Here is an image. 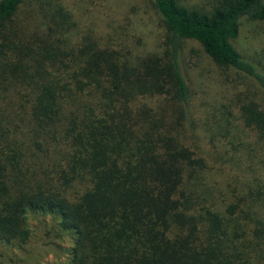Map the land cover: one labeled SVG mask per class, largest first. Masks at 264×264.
Returning <instances> with one entry per match:
<instances>
[{
  "label": "trees",
  "instance_id": "obj_1",
  "mask_svg": "<svg viewBox=\"0 0 264 264\" xmlns=\"http://www.w3.org/2000/svg\"><path fill=\"white\" fill-rule=\"evenodd\" d=\"M24 2L0 0V242L26 240L31 214L71 238L68 264H264V112L237 96L223 134L196 135L180 68L193 41L264 94V52L232 45L264 0H150L165 35L145 54L69 44L51 3L37 33Z\"/></svg>",
  "mask_w": 264,
  "mask_h": 264
},
{
  "label": "rangeland",
  "instance_id": "obj_2",
  "mask_svg": "<svg viewBox=\"0 0 264 264\" xmlns=\"http://www.w3.org/2000/svg\"><path fill=\"white\" fill-rule=\"evenodd\" d=\"M179 2L186 6L207 7L210 0ZM49 4L53 11L56 7L62 8L71 16L69 21L75 23L74 29L69 30L67 35L69 44L88 36L99 45L121 49L125 41L132 37L128 43L135 44L138 41V46L133 52L161 53L163 50L164 30L150 0H25L20 13L31 15L30 22L36 19L32 25L37 28V33L52 25L47 17L34 14L39 10H48ZM232 45L244 58L259 59L264 52V20L242 22ZM180 68L193 93L190 107L192 114L195 116L198 111L200 115L196 135L223 134L224 122L219 121L217 107L233 102L237 96L241 98L242 103L253 102L264 112V94L257 86L243 75L214 66L195 42L183 43ZM195 144L197 145V142ZM217 149H220L218 143ZM204 150L210 151L208 147H204ZM203 153L207 159L208 153ZM219 161L218 158L216 161L210 159L209 163ZM222 166L227 167L223 164ZM27 227V237L22 243L0 242V264L69 263L72 240L58 231L49 217L30 214Z\"/></svg>",
  "mask_w": 264,
  "mask_h": 264
}]
</instances>
